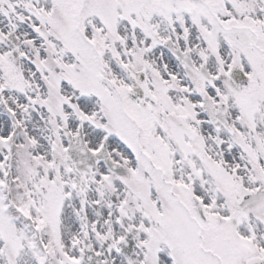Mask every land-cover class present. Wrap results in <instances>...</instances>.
I'll return each instance as SVG.
<instances>
[{"label": "snow or ice", "instance_id": "6c2138e0", "mask_svg": "<svg viewBox=\"0 0 264 264\" xmlns=\"http://www.w3.org/2000/svg\"><path fill=\"white\" fill-rule=\"evenodd\" d=\"M0 264H264V0H0Z\"/></svg>", "mask_w": 264, "mask_h": 264}]
</instances>
